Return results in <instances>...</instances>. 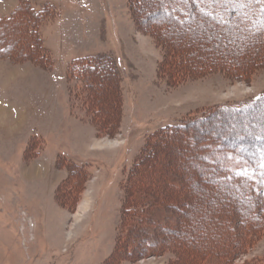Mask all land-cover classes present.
Wrapping results in <instances>:
<instances>
[{
  "label": "rangeland",
  "instance_id": "1",
  "mask_svg": "<svg viewBox=\"0 0 264 264\" xmlns=\"http://www.w3.org/2000/svg\"><path fill=\"white\" fill-rule=\"evenodd\" d=\"M32 1L59 11L42 27L56 66L45 71L0 58V264H196L189 249L213 248L221 237L228 244L221 209L214 211L219 217L211 209L224 205L233 214L237 192L219 191L209 177L215 169H203L206 160L192 153L197 152L192 137L177 135L181 141L152 158L153 171L160 170L150 178L158 194L172 175L181 185L168 184L166 190L180 203L181 211L175 210L180 218L171 226L177 225L182 237L156 229L151 234L160 247L150 252L140 241L122 242L127 233L123 182L150 136L202 112L211 111L188 135L196 142L203 133H217L254 148L255 137L264 132V104L241 112L218 107L263 93L264 66L245 76L224 70L172 74L161 66L172 59L153 30L167 16L156 10L140 13L135 24L127 0ZM18 4L0 0V16ZM98 54L112 56L120 69L123 110L114 126L86 119L73 102L75 86L69 88L67 81L71 63ZM71 162L86 165L92 176L71 173ZM163 168L168 170L161 173ZM172 240L179 247L169 245L177 244ZM254 259H264V232L233 264Z\"/></svg>",
  "mask_w": 264,
  "mask_h": 264
},
{
  "label": "trees",
  "instance_id": "2",
  "mask_svg": "<svg viewBox=\"0 0 264 264\" xmlns=\"http://www.w3.org/2000/svg\"><path fill=\"white\" fill-rule=\"evenodd\" d=\"M127 3L135 24L138 15L149 8L167 16L153 30L166 44V58L170 55L172 59L161 66L172 74H183L185 70L196 73L224 70L235 76H245L257 66H264V0H127ZM58 16V9L51 3L36 5L32 0H19L10 15L0 16V58L19 65L32 63L45 71L54 70L56 61L46 44L42 27ZM180 28L184 31L181 32ZM225 38L231 41V47L224 45ZM67 81L69 88L75 86L73 102L84 110L89 121L100 118L105 126H114L120 115L122 117V78L118 63L112 56L98 54L75 60L70 64ZM263 104L264 92L248 100L219 105L218 109L241 112ZM210 112L195 114L166 126L148 138L123 182L127 194L126 220L122 229L127 227V233L121 234L122 242L133 244L140 241L147 245L146 249L150 252L160 247V240L152 235L156 229L164 235L178 234L182 237L177 225L174 226L180 218L175 215L180 210V203L171 191L166 190L168 184L181 188L180 183L172 175L167 184H160L158 194L150 179L160 172L153 171L152 158L159 156L160 148L181 141L176 138L177 135L180 138L181 135L192 137V143L197 148V152L192 153L202 161L206 160L203 169H215V173L209 175L213 179L211 181L217 183L219 191H236L239 202L233 214L228 207H222L224 205L212 207L214 217L223 215L221 219L227 226L226 234L230 242L223 244L221 237L214 242L213 248L210 245L202 252L194 251L191 246L188 255L195 257L194 263L233 264L236 256L264 232V214L260 208V204L264 207V132L255 137L258 143L255 142L254 148L243 141L234 140L231 143L217 133H203L200 135L202 142L198 143L193 135L188 136L189 132H195L197 125L203 123ZM230 158L234 163L228 166ZM69 165L72 166L69 168L71 173L78 172L88 179L92 176L86 165L75 162ZM167 170L163 168L161 173ZM145 180H148L147 184ZM140 182L144 183L143 186ZM218 209H221V214L214 212ZM239 215L243 216L240 223L237 221ZM172 223L174 225L171 226ZM129 232L133 233L131 237ZM177 241V244L169 245H178ZM253 263L264 264V259H254L249 264Z\"/></svg>",
  "mask_w": 264,
  "mask_h": 264
},
{
  "label": "crops",
  "instance_id": "3",
  "mask_svg": "<svg viewBox=\"0 0 264 264\" xmlns=\"http://www.w3.org/2000/svg\"><path fill=\"white\" fill-rule=\"evenodd\" d=\"M22 67H24V66H22Z\"/></svg>",
  "mask_w": 264,
  "mask_h": 264
}]
</instances>
